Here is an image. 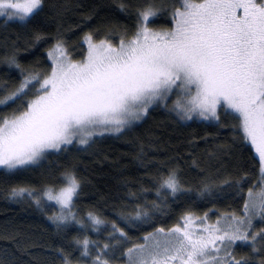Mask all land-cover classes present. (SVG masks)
<instances>
[{
	"label": "snow or ice",
	"instance_id": "obj_1",
	"mask_svg": "<svg viewBox=\"0 0 264 264\" xmlns=\"http://www.w3.org/2000/svg\"><path fill=\"white\" fill-rule=\"evenodd\" d=\"M43 7L44 0H0V17L28 21ZM158 11L151 3L137 8L135 31L128 36L125 29L119 43L86 34L87 54L80 60L58 38L47 50L51 67L46 73L25 69L18 49L4 56L0 62L19 69L22 79L15 88L5 84L0 89V106L16 105L0 114V167L18 172L52 152L67 151L73 143L90 145L97 134L122 133L172 94H179L173 108L180 119L219 122L223 109L236 119L233 130L259 155V186L247 188L243 215L224 213L210 223L207 213L197 217L185 212L171 228L161 225L145 233L144 242L123 249L121 258L126 264H264V226H256L264 225V0H180L172 6V26L167 28L151 26ZM33 33L31 46L47 36L38 27ZM151 179L157 199L121 212L126 223L152 221L170 198L188 191L177 168H166ZM249 179L244 172L222 183H234L242 193ZM82 186L73 165L40 189L13 186L10 197H28L42 210L58 209L49 217L58 231L73 223L99 229L108 223L104 217L95 211L79 214ZM140 191L143 195L147 189ZM110 223L120 236L115 244L97 247L99 242L87 236L73 237L91 264H113L109 256L129 241L124 228ZM109 239H115L113 234ZM238 241L248 242L250 252L238 255ZM57 252L62 264H80L64 248Z\"/></svg>",
	"mask_w": 264,
	"mask_h": 264
},
{
	"label": "trees",
	"instance_id": "obj_2",
	"mask_svg": "<svg viewBox=\"0 0 264 264\" xmlns=\"http://www.w3.org/2000/svg\"><path fill=\"white\" fill-rule=\"evenodd\" d=\"M146 3L159 9L151 18L152 27L172 26V6H179L180 0H44L43 11L31 20L0 17V61L18 49V59L25 69L46 73L51 67L47 50L60 37L71 57L80 60L86 55L83 43L86 34L91 33L94 40L119 43L125 29L128 36L135 31L136 10ZM121 4L127 8L122 9ZM37 27L47 36L31 46L33 30ZM21 79L19 69L0 62V89L5 84L9 90L15 88ZM172 99L170 96L166 102L158 101L147 115L122 133L97 134L90 145L73 143L67 151L52 152L39 164L18 172L6 173L0 168V264H62L59 248L71 253L74 262L89 264L90 258L81 256L82 249L73 237L87 236L99 242L97 247L115 244L120 236L113 233L111 221L125 229L129 241L109 259L113 264L125 263L126 259L121 258L123 249L143 242L141 237L145 233L161 225L171 228L185 212L190 211L197 217L207 213L211 222L224 213L243 215L247 188L260 182V163L254 148L233 130L236 119L223 109L219 122L194 118L183 121L174 111ZM15 106L11 103L0 106V114L10 112ZM73 165L83 181L79 214L83 217L86 212L95 211L104 217L108 223L99 229L73 223L58 231L49 219L58 209L42 210L28 197H10L13 186L30 185L40 189L58 178L65 167ZM166 168L179 170L181 182L188 191L170 198L169 206L152 221L137 222L134 226L126 223L120 217L121 212L131 211L134 204L157 199L151 177ZM244 172L250 179L243 185L242 193L237 192L234 183H222ZM142 188L147 189L146 194H141ZM130 193L140 198H133ZM256 226L264 225L257 223ZM110 233L114 240L109 239ZM237 245L238 255L250 252L248 242L238 241ZM90 251L96 254L91 245Z\"/></svg>",
	"mask_w": 264,
	"mask_h": 264
},
{
	"label": "rangeland",
	"instance_id": "obj_3",
	"mask_svg": "<svg viewBox=\"0 0 264 264\" xmlns=\"http://www.w3.org/2000/svg\"><path fill=\"white\" fill-rule=\"evenodd\" d=\"M3 18H5V17H3ZM6 20H19V21H22V20H20V19H18V18H11V19H8V18H5ZM83 43H84V45H85V48H86V54H87V42L85 41V39L83 40ZM53 47V46H52ZM86 56V55H85ZM48 58H49V60H50V62H51V58L48 56ZM75 60V59H74ZM174 96H172L171 95V97H173V99H172V102L175 104L176 102H177V99H178V93H176V94H173ZM180 102H183L182 100L180 101ZM194 119H196V120H198V121H209V119H205V118H202V117H193ZM193 118H191V119H193ZM191 119H188V120H184V119H182L183 121H190ZM254 151H255V149H254ZM256 155H257V157L259 158V155L257 154V153H255ZM0 168H2V167H0ZM259 186V185H258ZM257 220H259V218H257ZM210 223H215V221H213V222H211L210 220H208ZM144 242V241H143ZM143 242H141V243H143ZM141 243H139V244H141ZM82 264H85V263H82ZM89 264H91V263H89ZM119 264H126V262L125 263H119Z\"/></svg>",
	"mask_w": 264,
	"mask_h": 264
}]
</instances>
